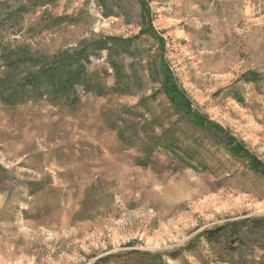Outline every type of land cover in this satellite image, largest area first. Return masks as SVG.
Masks as SVG:
<instances>
[{
	"label": "rangeland",
	"instance_id": "obj_1",
	"mask_svg": "<svg viewBox=\"0 0 264 264\" xmlns=\"http://www.w3.org/2000/svg\"><path fill=\"white\" fill-rule=\"evenodd\" d=\"M142 3L0 0V264H264V0Z\"/></svg>",
	"mask_w": 264,
	"mask_h": 264
},
{
	"label": "trees",
	"instance_id": "obj_2",
	"mask_svg": "<svg viewBox=\"0 0 264 264\" xmlns=\"http://www.w3.org/2000/svg\"><path fill=\"white\" fill-rule=\"evenodd\" d=\"M139 1L141 6L144 7L142 0ZM116 42L120 43L122 41L116 40ZM123 44H125V42H123ZM103 46H105V43L103 41L97 43V49L103 50V48H101ZM83 53H85V51L79 50L76 54L67 55L65 53L62 54L60 57L59 56L54 57L50 62H47V65H44L43 67H39L38 71L22 79V81L19 82L20 83L19 88L25 89L26 87H29L39 91L41 89L42 84H45L48 87V89L51 91V93L56 95V97H57V92L63 95H68V94L70 95L69 92L70 91L74 92V87L76 85L81 84V81L84 76V66L80 65L79 61L76 59L78 56L85 57ZM85 60L86 62H88V59ZM164 82L168 83L169 86L165 90L167 91L166 93L169 96L168 98L170 102L180 111H183V109L180 107L179 103L185 105V107L189 109V104L186 101V99L181 98L182 99L181 100L178 98L179 95L177 94L176 89L173 86L170 79L168 77H165ZM13 91H14L13 88L9 90V94H5V93L2 94V92L0 91L1 92L0 99L5 103L11 102V100L13 101L14 97L16 96L13 95L14 94L12 93ZM184 115L190 117L188 112L184 113ZM197 121L199 122L196 123V125L204 129V125H203L204 120L198 118ZM209 126H212V128L214 127V129L217 132H220L218 127L213 126L212 124H210ZM239 146L240 145L234 146V153H231L234 157H239V152H241L240 155L243 154V151ZM255 165L258 164L254 161V167L256 168ZM256 171L259 172L258 168H256ZM216 235H217L216 231L211 232L208 235L209 236L208 239L212 240L213 238L216 237Z\"/></svg>",
	"mask_w": 264,
	"mask_h": 264
},
{
	"label": "bare ground",
	"instance_id": "obj_3",
	"mask_svg": "<svg viewBox=\"0 0 264 264\" xmlns=\"http://www.w3.org/2000/svg\"><path fill=\"white\" fill-rule=\"evenodd\" d=\"M207 199H208V198H207ZM212 203H213V202H212ZM197 204H198V203H197ZM214 205H215V204H214ZM214 205H213V206H214ZM199 207H200V206H199Z\"/></svg>",
	"mask_w": 264,
	"mask_h": 264
}]
</instances>
